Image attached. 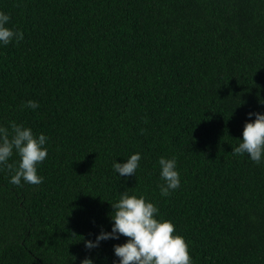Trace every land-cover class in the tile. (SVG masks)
<instances>
[{
  "label": "trees",
  "instance_id": "obj_1",
  "mask_svg": "<svg viewBox=\"0 0 264 264\" xmlns=\"http://www.w3.org/2000/svg\"><path fill=\"white\" fill-rule=\"evenodd\" d=\"M0 12L23 33L0 43V127L48 138L42 184L13 185L0 165V264H119L126 237L85 241L111 232L124 192L158 207L193 264H264V159L232 153L248 113L264 114V0H0ZM136 153L135 176H119L113 163ZM161 157L181 181L167 197Z\"/></svg>",
  "mask_w": 264,
  "mask_h": 264
},
{
  "label": "clouds",
  "instance_id": "obj_2",
  "mask_svg": "<svg viewBox=\"0 0 264 264\" xmlns=\"http://www.w3.org/2000/svg\"><path fill=\"white\" fill-rule=\"evenodd\" d=\"M10 22V16L0 12V43L8 45L14 39L18 43L23 39V33L6 27ZM26 107L36 109L39 105L34 101H28ZM255 115L254 122H247L242 133V141L238 147L233 148V155L247 154L256 164L264 159V114L248 113ZM8 127H0V165H5L11 176L13 185L22 186L21 180L31 185L43 183V177L37 174V166L48 155L44 145L47 137L40 134L34 135L30 128L10 122ZM14 151L20 157L18 168L8 163ZM141 155H131L126 163H113V169L121 177L135 176L139 167ZM161 169L160 176L164 181L160 185L161 196L167 197L171 191L180 187V175L175 158L159 159ZM114 222L111 232L101 231L95 242L85 241V247L89 250L99 246L101 241L127 238L124 244L114 245L115 256L119 258V264H193L189 254V246L185 239L174 235L176 229L170 221L156 219L159 209L145 197L139 198L124 192L119 201L112 205ZM75 259V257H74ZM81 264H93L89 258L81 261Z\"/></svg>",
  "mask_w": 264,
  "mask_h": 264
}]
</instances>
